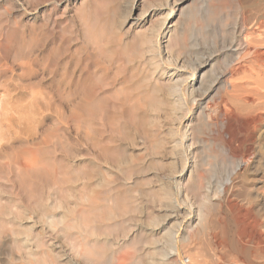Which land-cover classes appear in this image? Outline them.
I'll return each instance as SVG.
<instances>
[{
  "label": "rangeland",
  "instance_id": "374dc122",
  "mask_svg": "<svg viewBox=\"0 0 264 264\" xmlns=\"http://www.w3.org/2000/svg\"><path fill=\"white\" fill-rule=\"evenodd\" d=\"M16 1L0 0V15L7 21L8 26L20 28L28 41L30 38L33 39L31 46L34 49L30 50L35 55H32L29 61L14 59L13 55L18 50L15 46L10 53L11 61L8 62L9 60L3 58L2 50H0V65L8 64L9 68H12L0 78V87L2 88L0 89V101L2 99L13 100L5 106L6 108L0 110L2 112L0 113V176H2L0 177V194H3L0 195V264H50L51 262L52 264L55 262L56 264H95L83 261L74 253L75 249L72 246L75 247L84 237H87L88 240L99 239L103 244L106 242L107 251L99 264H119V257L122 256L127 260L130 258L128 261L125 260L126 264H166L167 258H163L165 254L162 253L169 254V257L173 256L174 252L171 251L170 245L174 246V244L176 248L179 247L181 253L183 252L182 262L184 264H192L189 262L190 255L195 256L199 252L205 258L215 257L211 264H264V184L260 182V176L264 173V145H260V133L264 132V125L261 132L260 124L258 125L259 142L252 152L253 155L250 156L251 163L248 164L247 171L238 168L230 180L232 168L229 164V157L217 149V141L212 139L214 137L211 133L214 112L210 110L209 99L200 97L208 90H212L214 93L220 85L216 84L215 76H213V79L208 78L204 86L200 87L199 84L192 81L191 76L193 68L208 58L215 59L206 69L207 72L214 70L213 66L218 72L225 69L228 62L225 55L227 50L225 41L230 37L235 18L229 16L227 10L220 15L218 8H213L211 17L207 20L200 13L186 16L184 27L187 32L193 34L194 46H190V50L181 57L183 58L181 61L171 57L166 50L167 42L172 34L170 30L173 24H170L166 33L161 36L160 43L162 51H164V61L166 63L173 62V66L177 70L172 68V71L166 72L161 78L158 75L160 70L157 71L152 61L146 60L149 56L143 53L144 49H142L143 57L140 55L133 59V63L136 61L134 64H130L132 62L129 63L130 65L126 62L123 65L113 64L108 71L109 80L107 82L113 83L110 86L111 89L123 90L126 88V92L131 94L135 92L136 96L139 95L138 89H146L151 79L160 80L168 85H176L180 82L179 87L185 85L188 80L189 84L191 82V85H194L197 91L193 97H188L191 115H188L189 112L186 111L188 120H182V129L186 131L191 125L197 126L196 134L198 136L196 138L199 152L195 160L190 154L194 148H189L190 138L184 140L182 147L183 150L188 149L189 151L190 156L187 158L186 154L182 158L171 153L170 148L176 145L178 139L176 142L171 141L167 146V152L163 155H155L151 150V142L146 140L144 135L136 130L138 127L135 126L130 127L127 134L124 132L111 136L105 133L103 141L101 135L95 132L97 131L96 126H90V123L85 121L81 107L82 89L89 86L95 74L103 71L106 67L105 62L101 61L102 58L90 50L91 45H87L85 42L83 30L78 25L76 10L81 4V0L78 5L72 4L67 8V11L62 4L58 8L61 16L66 12V15L60 19L62 22L60 26L69 32L68 37H70L64 55H61L63 50L61 53L58 49L60 46L58 35L54 37V44L48 45L47 43L46 46L35 49L36 33L44 24L41 15L47 11V6H32L26 0H22V4H24L22 5ZM127 1H131L133 5V14L126 21L127 24H122L125 22L123 18H117L119 26L117 31L121 34L123 41L130 42L134 32L142 31L143 33V30L150 25L146 22L138 25L135 23L132 26V23L141 18L148 6L157 7L163 1L151 0L149 3H144L143 0H120L123 11H125L123 4L126 5ZM196 1H185L183 8H191ZM220 2L221 0H215L212 3ZM47 4L48 2L45 3V5ZM165 13L167 14V11ZM178 20L179 17H176L174 23ZM224 38H226L225 41ZM1 41L2 37H0V46ZM50 49H53L51 51L53 55L60 56V58L57 68L49 70V65L44 58ZM24 63L29 66H25ZM119 66L125 68H119ZM139 85L141 86L139 87ZM7 90L8 92L4 93ZM38 92H40L39 95ZM1 95H7V97ZM133 99L132 103L136 98L133 96ZM175 100H178V97L172 101L175 102ZM124 105L125 109L129 108L127 102ZM148 115L147 119H151ZM160 116L163 119L166 118L164 113ZM184 122L186 123L184 124ZM180 123L179 120L175 124ZM112 149H116V151L114 152ZM111 151L114 152L113 156L106 153ZM32 152H36L37 156H34ZM26 159L36 163L39 172H41V178L47 181H45V187L41 188L43 194L41 193L40 200L34 197L30 198L26 195L27 193L20 190L21 174L18 173H20L21 164L27 162ZM186 159L188 161L184 165L183 162ZM194 162L197 164L196 168H194ZM183 165L186 167L184 171ZM191 173L194 176L200 173L204 177V183L212 181L214 185L220 186L228 182L227 189L221 197L215 196L213 191L210 193L212 203L217 206L211 210L210 215L207 212L208 218L210 217V221L212 220L209 221V224L211 223L209 230L213 237L210 239L214 240L211 241V244L209 241L205 244L196 242L189 245L181 242L187 235H179L182 239L176 234L174 235L175 239H173V235H166L169 230H175L176 233L177 228L181 225L183 230L187 226H195L197 223L196 218L193 220L188 213L192 211L194 214L201 201L196 193L187 192L183 188ZM175 185L179 186L178 189ZM114 186H118L119 190L130 189L131 195L128 194L130 205L132 204L133 208L130 206L131 214L130 212L126 213L127 211L124 214H116L107 225L113 224L119 228L124 226L125 233L119 229L120 232L116 230L118 233L114 231L110 235H108L109 233L103 235L105 238L100 235H87L85 229H82L85 228L84 214H87L89 211L87 209H90L91 206L99 209L106 203L109 204L103 195L102 198L100 197V194L106 188L108 190L114 188L111 189L113 192L117 189ZM97 193L100 195V200ZM165 193H174V197L169 199ZM186 195L189 198L192 195V199H187ZM136 197H139V202ZM178 200L179 202H176ZM90 202H95V204ZM101 202L103 205L100 204ZM99 205L102 206L99 207ZM139 206L142 207L139 208ZM221 208L223 209L221 210ZM121 215L123 216L120 217ZM213 216H215L214 219ZM48 217H52V220H48ZM214 226L216 227L213 229ZM213 234L216 235V238ZM13 235H21L19 237L21 240L22 238L27 239L25 235H30L27 242L29 250L26 249L29 252L33 250L34 252L31 251V253L36 257L32 255L30 259H26L19 255L12 246ZM69 235L74 236L68 239ZM134 237H136L137 243H133L132 246L131 242ZM51 241L53 242L51 243ZM39 242H41L40 245ZM50 244H52L51 247ZM118 247L122 248L118 249L119 252L116 250ZM48 250L50 254L53 253L51 254L52 258L49 257L51 260L48 259L50 263L47 259L43 260L44 263L42 260L41 262L36 260L38 258L40 260L41 256L37 255H40V251L42 253ZM187 255L190 257L188 258ZM218 257H222L224 260L216 263L215 260Z\"/></svg>",
  "mask_w": 264,
  "mask_h": 264
},
{
  "label": "bare ground",
  "instance_id": "6f19581e",
  "mask_svg": "<svg viewBox=\"0 0 264 264\" xmlns=\"http://www.w3.org/2000/svg\"><path fill=\"white\" fill-rule=\"evenodd\" d=\"M26 1H28V4L32 6L33 5L37 7L47 6L48 8L47 11H45L41 15L44 24L40 27L39 31L36 33L35 49L46 46L47 43L48 45L54 44V37L58 35L60 38L59 45L61 46L60 47L58 45L59 46L58 49L61 51V53L63 50V53L61 55H64V53H66L67 45H68L67 42L70 41V37H68L69 32H67L65 29L61 28L60 26L62 23L60 19L63 17V15L64 16L66 15L65 14L66 12L64 11L65 13L61 16L59 14L58 8L59 5L62 4L65 6V10L67 11V8H69L72 4L78 5V2L80 0H26ZM119 1L120 0H81V4L79 5V7H77L76 10V19L78 25L83 30V38L85 39V42L87 43V45H91L90 50L94 51V53L96 52L97 53L96 55L100 56L103 59V60L101 59V61L105 62L104 64L106 65L103 71H100L99 73L95 74V77L92 78L90 85L89 86L87 85L81 91V96L83 100L81 107L83 109V113L85 116L84 118L86 119L85 121H88L90 123V126H94V125L96 126L97 131L95 132L101 135L103 141H104L103 137L105 133H108L111 136H115L117 133L122 134L124 132L127 134V130L130 127L132 126L138 127V129L136 130L142 133V135H144L143 137H145L146 140L151 142L152 145L151 150L155 153V155H159V154L163 155L165 152H167L168 150L167 146L171 143V141L176 142L178 139L176 145L173 148H170L171 153L173 155H177L182 158L184 154H186V158L191 154L196 160L199 152L198 151L199 147L197 145L198 142L196 138L198 136V134H196L197 126L191 125L189 126V130L186 131L184 130L185 132L182 129L183 121L185 119L188 120L187 112H189L188 115H191V110L189 109L190 103L188 101V97H193L194 96L193 94L196 93L197 89L194 87V85L192 86L191 82L189 84L188 80H186L185 85L183 86L181 85L179 87L180 82L176 83V85H168L164 82H160V80L155 81L149 77H146L149 78V80L151 79L149 85H147L146 89L139 88L138 89L139 95L136 96L134 94L135 92H133L132 94L126 92L127 91L126 88L123 89L124 91L120 89L119 90L111 89L110 86L113 85V83L107 82L109 80L108 71L110 67L112 68L113 64L123 65L125 62L129 64L130 62L134 61L133 59H136V57L140 55L143 57L142 49H144L143 53H145L146 55L148 54L149 56L148 58H146V60L152 61V63H154V65L156 66L157 71L160 70V73H158L160 78L163 77L166 72H170L172 71V68H174L173 62L166 63L164 61L163 58L164 51H162L161 43H160V38L166 33L168 26L170 24L171 25L173 24L170 30L172 31V34L167 42V47H166L167 53L171 57L175 58L177 61H181L183 59L181 57L184 56L192 46H194L193 34L187 32V30L184 27L186 16L188 15L191 16L192 14L200 13L201 15L203 14V18L207 20L208 18L211 17L210 14L213 8H218L220 15L225 13V11L227 10L229 16H232L233 19L235 18V22L231 28L230 37L227 40L226 38H224V41L226 40L225 42H227L225 43L227 47V50L225 51V55L228 58L227 66L222 72H218L215 66H213L214 70L212 69L211 72H207L206 69H208V67L213 63L215 59V58H208V60L201 62L199 65L194 67L193 71L191 70L190 71L192 72L191 73L192 81L195 82L197 85L199 84L200 87L204 86L208 78L213 79L212 77L215 76L216 84L220 85L218 90L214 91V93L212 90H208L207 92H204L203 94L200 95V97L202 98L209 99L208 103L211 104L210 110L214 112L213 123H212L213 131L211 130V133L216 138L212 137V139L214 141H217L216 144L217 149H220L221 153H224L227 157H229V164L231 165L232 168L230 173V180L232 179L231 176L234 175V172H236L238 168L247 171L248 164L251 163L250 156L253 155L252 152H254L256 145L259 142L258 140L259 138L257 136L258 135L257 129L259 127L258 125L260 124V132L262 131V126L264 125V0H221V2L217 4L212 3L215 0H197L191 8H183L185 1L188 0H162L163 3L160 0L161 3H159V6L157 7L148 6L147 9L142 13L141 18L137 19L136 22L132 23V26L135 23L138 25L141 23L145 24L146 22L150 23V25L149 27L143 30V33L142 31L134 32V34L132 35L133 38L130 42H127L126 40L123 41V39L121 38V34L119 33V31H117L119 27L117 24V18L118 17L123 18L125 22H123L122 24H127L126 21H128L133 14V5L131 4V1H127L126 5L123 4V7L125 8V11H123L122 4H120ZM150 1L151 0H143L144 3L146 2L149 3ZM16 2L22 4V0H17ZM46 2H48L47 5H45ZM219 5H221V7H218ZM166 11L167 14L165 13ZM176 17H179V20L176 23H174ZM150 19L152 20L150 21ZM7 24H8L7 21L3 18V16L0 15V37H2L0 50H2L1 54L3 55V58L9 60L8 62H10L11 58L9 59V57L12 56L10 55V53L14 49L13 47L16 46L18 50H16V54L13 55V58L14 59L18 58L19 60L27 59V61H29L30 57L32 55H35L34 52L33 51L31 52L30 50V49H34L31 46L33 39L30 38V40L28 41V39L24 36V34L22 33L23 31L20 28H16L14 26H8ZM52 50L50 49L47 55L49 54V52L50 54L48 56L46 55V58H44L49 65L48 68L49 70L51 68L53 69L57 68V64L59 63L58 59L60 58V56H57L55 54L53 55V52H51ZM21 62L22 61H20V63ZM134 63L132 62L130 64H134ZM24 65L29 66L27 63L26 64L24 63ZM122 67L125 68L128 66L125 65V67L124 66ZM122 67L119 66V68ZM174 69L177 70V68ZM11 70L12 68L10 69L8 64L0 65V78ZM135 70H137V68ZM141 85H139V87ZM0 89L2 88L0 87ZM7 92L8 90L5 91L4 93ZM39 93L40 92H38V95ZM133 96L136 98L134 103H132V101L134 100ZM3 97H7V95ZM176 97H178V100H175V102H173L172 100H174ZM12 101H7L5 99H2V101H0V110L6 108L5 106L9 105ZM126 102L129 106V108L127 109H125L126 107L124 105V103ZM162 113L165 114L166 117L165 119H163L160 116ZM147 114L150 115L151 119H147ZM179 120L181 121V123L176 125L175 123H177ZM185 123L186 122H184V124ZM146 125H148L149 127L148 128L145 127ZM186 138H190L191 141V145L189 146V148L191 149L194 147L192 152H190V154L188 153L189 152L188 149L183 150L182 148L184 145V140H186ZM260 145H264V132L260 133ZM112 151L115 152L116 149L115 150L112 149ZM112 151L106 153L109 156H113L114 152ZM35 153L36 152H32L34 156H37V154L35 155ZM36 158L33 159L36 160ZM29 161H27L23 165L21 164L20 171L18 170L20 172L18 174H21V178H20L21 181L19 180L20 190H22L24 193H27L26 195H28L30 198L34 197L40 200L39 198L43 194L41 192V188L46 184L45 183L46 180H43V178H41L40 176L41 172H39L36 163ZM187 161L188 160L186 159V161H184L183 164L186 165ZM184 165L182 166L183 171L186 169ZM194 165H195L194 168H196L197 166L196 162H194ZM210 182L204 183V177L200 173L197 176H194V174L191 173L190 178L187 180V182L184 183L183 188H185V191L187 192L196 193L198 195L197 197H199L201 201L200 204H198L199 207L197 206L198 208L194 214L192 213V211L188 213V215L192 217L193 220L194 218H196L195 221H197V223L195 226L190 225L183 230L181 225L180 227L177 228L178 231L176 230V233L175 230L174 231L169 230L166 235H170V236L173 235V237L175 234L178 235V237L179 235H187L186 238L183 239L181 242L189 245L196 242H204L205 244L207 242L209 243V241L211 244L212 243L211 241H214L210 239L213 237H211V233L209 230L211 223L209 224L210 217L208 218V214L210 215L211 210H214L215 207L217 206L216 204L212 203L211 200L212 197L210 196V193L213 191L215 192V196L221 197L222 194H224L227 189L226 187L228 185V182L220 186L214 185L212 181ZM260 182L264 184V173L261 174L260 176ZM175 186H177L176 189H178L179 186L178 185ZM114 187L117 189L114 190L113 192L111 189L114 188H110L109 190L106 188L101 192L100 194L101 196L99 195V193H97L98 197L100 196L102 198L103 195L105 200L108 201L109 204L111 202L110 205L107 203L106 204L104 203L105 205H103V202H101L100 204H102L103 207H100L102 205H99L100 208L97 207L99 209H95L94 208L95 206L94 207L91 206L90 209H87V211L89 210L87 214L83 213L85 215V218H83L85 219L83 222L85 223L84 224L85 228L82 229H85L84 231L87 235L103 236L108 233H109L108 235H110L112 232L116 230L119 231V229L123 230V232L125 231V227L121 226L122 223L120 225L121 226L120 228L119 226H113V224L107 225L109 220L114 218L116 214L119 215L124 214L126 211H127L126 213H128L133 208L132 204L130 205V197H129L130 189L119 190L118 186L117 187L114 186ZM179 192L178 195L180 194ZM165 195L169 199H172L174 197V193L172 194L165 193ZM100 197L99 200L101 199ZM138 198L136 197L137 200ZM186 198L188 199L189 196L186 195ZM263 198H264V192H263ZM176 202H179V200ZM192 203L194 202L192 201ZM93 204H95V202ZM130 206L132 207L131 210H130ZM141 207L139 206V208ZM222 209L223 208H221V210ZM122 216L123 215H121L120 217ZM214 217L215 216H213V219ZM49 219L52 220V217L51 218L48 217V220ZM130 219L128 220V222L130 221ZM137 220L139 219L137 218ZM215 227L216 226H214L213 229ZM63 230L66 231V229ZM20 236L21 235H13L14 237V241L12 240L13 249L24 258L30 259V257L33 255L31 253V251L33 250H30V252L28 251L29 249L27 248L28 245L27 242L31 236L25 235L27 239L22 238V240L19 238ZM72 236L69 235L68 239L71 238ZM65 237L67 236L65 235ZM214 237L216 238V235H214ZM86 238L87 237H84L82 241H79L78 244L75 245V247L72 246V248H74L76 251V252L74 251V253L77 254V257L81 258L83 261L99 264L101 258H103V256L106 254L105 252L107 251L106 242L103 244L101 241H99V239L96 240L94 238L95 240L94 239L88 240ZM175 238L176 237H174L173 239ZM173 239L170 241L171 243ZM76 241H78L77 238ZM136 241H137L136 237H134L132 239L131 245L133 243L136 244L137 243ZM52 242L53 241H51V243ZM40 243L41 242H39V245ZM51 245L52 244H50V247ZM112 246L114 245L112 244ZM172 246L173 245H170L171 248L170 247L169 248L171 249V251L174 252L173 256L169 257V254L162 253L165 254V256L163 255V258L165 259L167 258L166 264H184L182 262L183 252L181 253L179 247L176 248L175 244L173 247ZM120 247H118L116 250L118 251ZM110 249L111 248L109 247V250ZM48 251H44L42 253L40 251V255L37 254L38 256H41L40 260L39 258L38 259L34 258V259L40 262L41 260L43 261L44 259L45 260L47 259V261L50 263L48 259L52 258L51 254L53 253L50 254V251L49 252ZM108 253L110 254V252ZM202 255L203 254L199 252L195 256L192 255H190L191 257L188 255L187 256L188 258L190 257L189 262H192V264L213 263L215 257L212 256L205 258ZM33 257L36 256L33 255ZM54 257L56 256L54 255ZM71 258L75 259L76 257H71ZM125 260H127L126 257L123 256L119 257L118 263L126 264ZM222 260H224L222 259V257L221 258L218 257L216 258L215 261H217L216 263H220V261ZM50 264H52V262ZM53 264H56V262Z\"/></svg>",
  "mask_w": 264,
  "mask_h": 264
}]
</instances>
